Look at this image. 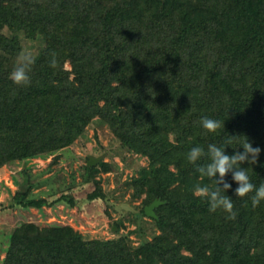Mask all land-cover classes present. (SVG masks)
<instances>
[{
  "label": "trees",
  "instance_id": "obj_1",
  "mask_svg": "<svg viewBox=\"0 0 264 264\" xmlns=\"http://www.w3.org/2000/svg\"><path fill=\"white\" fill-rule=\"evenodd\" d=\"M21 37L43 43L30 84L0 74V166L54 153L98 117L147 157L128 182L134 197L144 193L140 214L162 202L151 216L159 231L138 244L125 234L85 238L70 224L21 221L0 264H264V200L253 207L254 192L235 196L229 173L236 219L210 211L193 195L197 184L215 187L196 170L207 159L187 160L194 146L230 143L231 155L247 139L261 153L241 166L254 185L264 183V0H0V71L15 63ZM202 117L224 129L208 132ZM104 195L94 188L87 198ZM15 197L38 208L47 202Z\"/></svg>",
  "mask_w": 264,
  "mask_h": 264
},
{
  "label": "rangeland",
  "instance_id": "obj_2",
  "mask_svg": "<svg viewBox=\"0 0 264 264\" xmlns=\"http://www.w3.org/2000/svg\"><path fill=\"white\" fill-rule=\"evenodd\" d=\"M20 43V53L28 50L33 54L43 42L21 37ZM17 58L0 74L10 76ZM65 66L70 67L68 62ZM90 156L96 159L91 165L97 166L100 160H105L109 170L88 172L85 164ZM146 163L145 155L121 145L107 123L94 117L84 133L70 145L54 153L1 165L0 260L12 228L21 221H34L39 225L70 224L85 238L105 239L125 234L133 244L151 238L159 230L151 215L140 214L144 193L134 197L133 187L128 183ZM94 188H100L104 197L88 199L87 194ZM17 192H26L25 200L44 198L47 202L39 208L26 206L15 197ZM61 197L71 198L73 203Z\"/></svg>",
  "mask_w": 264,
  "mask_h": 264
},
{
  "label": "clouds",
  "instance_id": "obj_3",
  "mask_svg": "<svg viewBox=\"0 0 264 264\" xmlns=\"http://www.w3.org/2000/svg\"><path fill=\"white\" fill-rule=\"evenodd\" d=\"M49 66L52 68L58 67L56 53L50 54ZM35 63V57L31 51L25 50L17 58L16 66L10 73V79L16 85L30 84L29 72L32 65ZM202 127L208 132L215 133L218 129H224V121L211 119L208 117L201 118ZM230 143H225L223 147L209 143L207 150L202 146H194L187 153V160L191 164H197L202 158H206L207 162L198 165L196 170L202 177H208L214 181L215 187L201 186L197 184L193 189V195L201 198H206L209 203V210L216 211L222 209L226 212L227 219H236L237 212L234 210L232 198L226 195V191L231 188V184L227 182L225 177L231 173L232 181L238 185L234 189L235 196L245 197L247 194L254 192L252 196V206L256 207L264 200V183L258 187L254 185L249 178L246 167L241 165L245 163L256 164L261 153L259 146L253 147L252 143L247 139L240 145L243 151H234L233 154L225 153V146Z\"/></svg>",
  "mask_w": 264,
  "mask_h": 264
},
{
  "label": "water",
  "instance_id": "obj_4",
  "mask_svg": "<svg viewBox=\"0 0 264 264\" xmlns=\"http://www.w3.org/2000/svg\"><path fill=\"white\" fill-rule=\"evenodd\" d=\"M96 159H92V157L90 156L87 164H93L95 162ZM162 200L160 198H155L154 200H152L149 204L145 205L144 207V211L147 215H151V216H156L155 212H154V207L157 206L159 203H161Z\"/></svg>",
  "mask_w": 264,
  "mask_h": 264
}]
</instances>
